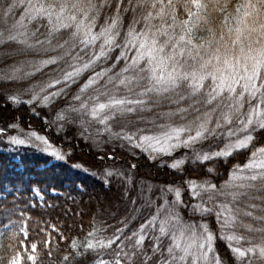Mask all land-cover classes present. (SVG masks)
I'll return each mask as SVG.
<instances>
[{
  "label": "snow or ice",
  "instance_id": "1",
  "mask_svg": "<svg viewBox=\"0 0 264 264\" xmlns=\"http://www.w3.org/2000/svg\"><path fill=\"white\" fill-rule=\"evenodd\" d=\"M16 3L25 5L24 16L16 22L19 28L15 34L10 32L7 36L9 41H17L25 47L31 49L33 44L29 43L27 25L33 21H44L47 29V40L51 45L56 35L63 32L70 33V39L63 44L56 43L52 49H59L63 55L51 56L41 61L43 67L49 65L67 64L71 71L61 68L59 78L53 79L43 88H56L57 91L50 92L43 96V101L51 102L55 97L64 94L65 89L86 70L93 68V65L101 58H107L113 49L123 48L127 51L135 50L132 57L127 55V51H122L115 61H128L127 66L114 76H109L110 69L94 71L88 80L83 84L81 93L93 89L98 93L96 96H88L84 100L80 95L74 100L80 101V108H73L72 111L88 112L99 123L105 124L112 119L126 118L128 114H135L137 118H142L144 112L153 111L161 104L175 105L176 111L170 115H177L184 119L188 114L195 118L180 127L164 126L160 136L149 137L125 135L124 138L130 143L137 139L136 147H141L142 142H149V147L167 144L168 147L153 148L154 151L168 152L180 147H193L198 142L208 139L210 135H215V129L223 127L224 124L233 125L239 123V131L244 133L243 138H237L225 146L224 150L212 154H197V159L207 161L213 156H228L232 150L249 148L254 140L253 132L257 129L264 131V0H243L237 5L233 12L228 11L229 0H137L139 8H145L146 14L140 20H134L133 25L127 30L126 35L117 41L120 36L119 25V4L123 0H118L117 14L110 23L104 25L99 32L93 34L92 29L96 27V19L100 7L109 3V0H16ZM14 5L10 4L8 11L11 12ZM177 8L186 13V18L179 19ZM195 9L196 11H193ZM127 9H125L126 11ZM215 11L221 14L224 19L221 25L217 26L218 31L210 27L207 14ZM195 21V22H194ZM136 24L141 27L137 29ZM16 25L13 26L14 30ZM201 25H204L203 29ZM207 31L209 38L195 42L200 38L196 33ZM36 32H31V37H36V44L43 46L44 41L37 37ZM24 39H20V37ZM4 33L0 32V42H3ZM103 38V39H102ZM98 46L99 51L93 53L92 59L87 63L77 66L76 63L68 64V60L80 61L82 57L74 50L80 49L83 45L87 48L95 41L101 40ZM47 51V49H44ZM39 71V69H37ZM15 79V77H11ZM105 81L107 83H105ZM116 88L122 95H113L101 89L108 86ZM99 86V87H97ZM38 93L32 96V100H37ZM103 98V100L101 99ZM13 102H19L16 97H10ZM32 101H28L31 103ZM187 104V107H181ZM212 113H215L213 119ZM58 119H63L58 116ZM223 122V123H222ZM215 123V128L208 125ZM194 132V135L192 134ZM182 134H184L182 136ZM37 140L47 143L44 137L32 133ZM120 135V134H117ZM228 135H236L231 128ZM14 144H24L23 139L11 138ZM175 140V143L171 141ZM264 147H259L251 151L249 162L233 174L232 182L226 185L231 190L212 191L209 200L217 196H224L230 200L221 204V210L228 215L222 218V229H230L236 224L238 227H248L242 222H238L239 216L252 217L264 223V216L253 217L252 209L257 208V204L245 201L257 199L264 204ZM57 158L62 159L59 152L52 153ZM183 161L172 164L173 168H178ZM244 169L251 170L248 175H239ZM108 175H111L109 173ZM195 190L198 186L194 181L189 182ZM202 188V186H200ZM215 185H209L204 191L215 190ZM34 195L38 200H43L39 189H34ZM194 195L199 196V191H194ZM258 194V195H257ZM177 198L180 191L176 190ZM177 202H180L179 199ZM238 205H243L249 211H244ZM199 209L195 206L194 211ZM209 211L211 209H199ZM264 211V209H261ZM218 217L221 216L217 212ZM178 220V217H176ZM155 223V218L142 225L139 232H133L131 237L124 234L123 228H117L113 236L106 244H101V248H110L114 259L112 264H222L219 256L214 252V241L219 238L213 234L206 226L201 225L199 231L194 226L181 228L179 238L186 236L188 243L178 242L175 228L167 229V221L161 223L159 232L161 236H169L168 246L160 241V237H155L156 243L150 245L153 255L147 254L148 249L144 247L147 233L146 227ZM7 228V224L0 225ZM249 231L264 232V228L252 229ZM21 232L27 237L28 233L21 228ZM187 234V235H186ZM91 235V233H89ZM138 237L134 240L133 238ZM227 241L239 243L236 235H226L223 237ZM152 239V238H149ZM125 240L128 241L125 244ZM114 246V247H113ZM195 246V251H193ZM234 253L236 259L243 260L247 254L258 252L259 257L264 258V246L255 245L241 250L240 247L228 245ZM72 247H77L76 242ZM87 249L96 247L94 244H86ZM36 244L31 245L35 251ZM128 249V250H125ZM159 253V255H157ZM165 253H167L165 255ZM212 254L209 256V254ZM27 259L34 260L35 257L28 256ZM68 258L65 257V260ZM8 264H20V256H14ZM103 264V261H101Z\"/></svg>",
  "mask_w": 264,
  "mask_h": 264
},
{
  "label": "trees",
  "instance_id": "2",
  "mask_svg": "<svg viewBox=\"0 0 264 264\" xmlns=\"http://www.w3.org/2000/svg\"><path fill=\"white\" fill-rule=\"evenodd\" d=\"M95 2L100 3V0ZM242 2L243 0H229L228 11L234 12L236 7L234 5ZM9 3V0H0V32L4 33L3 42H0V123L8 124L16 120L23 127L28 125L44 133L51 142L66 153L65 157L60 159L31 146L9 147L8 145L4 150H0V213L13 199L20 205L19 212L26 219L28 233L24 243L27 247L31 244L37 245L32 264H101V261L103 264H112L114 256L111 249L101 248L100 245L106 244L117 228H123L124 234L131 237L133 232L138 231L139 226L145 224L149 216L146 208L150 205L143 202L142 191H138L135 182V187L129 188L121 182L102 178L100 168L109 164L118 165L123 171H130L129 174H132L136 180L153 184L156 188L165 189V186L170 185L182 189L184 202L178 206L180 215L189 221L205 223L208 229L219 237L214 241V251L222 264H264V258L259 257L258 252L249 253L243 260H238L228 246L231 243L232 247H240L241 250L255 245L264 246V232L249 231V228H264V223L252 217L239 216L238 222L248 227H238L234 224L230 232L225 233L221 224L222 218L228 214L221 210V204L231 198L228 197L226 200L224 196H217L209 200L211 212L194 211L186 190V183L194 180L207 187L216 186L215 190L206 192L207 198L212 191H230L226 182L229 183L231 172L247 161L251 151L264 146V131L257 129L252 133L254 140L249 148L233 150L231 155L214 156L207 161L197 159V154L202 155L220 149L238 133L236 138L244 136V133L240 131L235 132L234 136H225L229 128L236 131L239 123L224 124L223 127L215 129V135H210L208 139L198 142L197 147L192 149L194 154L187 153L178 168L170 165L172 156L160 155L151 158L140 150L124 153L112 147L113 145L106 140L105 136H108L113 129L118 134L149 133L167 125L182 126L195 117L188 114L181 119L177 115H170L176 111L177 106L161 104L153 111L144 112L142 118H137L135 114H128L126 118L112 119L108 122L111 125L109 130H105L106 125L102 127L104 130H94L95 121H89L86 114L82 115L81 119L74 118L72 109L80 104V101L74 100L75 96L80 95L84 100L88 96L98 95L93 89L85 93L80 91L94 71L110 69L108 75L114 76L127 66L128 61L117 63L114 59L122 51H127L123 48L113 49L107 58H101L93 65V68L83 72L75 83H71L64 94L55 97L49 103L44 102L45 94L57 91L62 86L57 85L56 88L45 89L43 92L41 88L53 79L59 78L61 68L68 71L71 69L63 62L60 65L43 67L41 61L51 56L63 55L64 53L59 49L55 51L52 49L56 43L63 44L64 41L69 40L70 34L62 31L49 45L47 40L50 37L46 33L43 22L40 21L38 24L32 23L27 30L29 31L28 40L34 45L33 48L29 49L17 41H9L7 36L10 30L7 27L12 22V17L15 19V16L5 14ZM117 7L118 0H109L108 4L100 7L96 27L93 29L98 30L110 23L117 14ZM119 7L121 35L116 37L118 42L133 25V21L140 20L147 11L137 6V0H123ZM178 10L179 16L184 14L182 9L178 8ZM207 19L210 21L209 26L218 31L217 26L222 24L224 17L211 11L207 14ZM135 27L139 29L141 25L136 24ZM37 29H39L37 37L44 41L43 46L36 44V37L30 36V33L36 32ZM201 34L204 40L209 38L207 31ZM91 48V46L84 48L81 45L80 49L74 50V53L78 52L82 60H68V64L76 63L80 66L82 63H87L89 59L85 50L93 54L94 49L91 50ZM127 55L132 57L133 51H127ZM92 58H94L93 55ZM101 91L117 96L123 94L111 85ZM37 93L38 98L33 101L32 96ZM13 96L17 98L18 103L10 99ZM28 101L32 102L28 103ZM180 106L187 107V104ZM63 111H66L68 115L58 119V113ZM212 116L215 119L216 114L212 113ZM43 122L47 123V128L43 127ZM208 126L215 128V123ZM181 149L183 154L184 149ZM108 154H114L113 158H107ZM124 160L127 162L125 163ZM131 164L134 165L133 168L130 167ZM34 189L40 190L42 201L33 196ZM248 203L257 204V208L251 210L253 217L264 216V211H261L264 209V204H261L259 199L245 201V204ZM238 206L244 211H249L243 205ZM217 212L221 213L220 217L216 215ZM42 223L54 229H48L46 233H42L38 227ZM226 235H236L240 238L239 243L227 241L223 238ZM151 236H156V233L151 231ZM152 239L145 238V243L152 242ZM9 240L8 234L0 238V255L8 247ZM74 242L77 247H72ZM89 243L96 247L87 249L86 244ZM124 243L127 244L128 241L125 240ZM162 243L164 245L167 243L166 240L164 242V237ZM144 247L148 249L149 256L153 255L150 246L145 244ZM65 257L68 259L65 260ZM27 263L29 262H25Z\"/></svg>",
  "mask_w": 264,
  "mask_h": 264
},
{
  "label": "rangeland",
  "instance_id": "3",
  "mask_svg": "<svg viewBox=\"0 0 264 264\" xmlns=\"http://www.w3.org/2000/svg\"><path fill=\"white\" fill-rule=\"evenodd\" d=\"M9 1H10V3L8 4V7L10 4H12L14 6L12 7L11 12H9L8 8H7L5 14L6 15L10 14L11 17L13 15V16H15V19H13V17H12V22L10 24H8L9 27H7V29L10 30L9 33L12 32V34H15L16 30L24 31V29L19 28V26L16 25V22L18 20H20V18L22 16H24L25 5L16 3V0H9ZM180 2H183V0H180ZM237 5L238 4L236 3L234 6H237ZM193 11H196V10L193 9ZM183 13L184 14H180V16H181L180 17L179 16V10L177 8V14H178L180 20H183L186 18V13L184 11H183ZM42 22H43V24L46 23L44 21H42ZM32 23L38 24L39 22L33 21ZM32 23H28L27 19L24 20V24L27 25V30L29 29V27ZM14 25H16L15 30L13 28ZM201 28L203 29V25H201ZM100 29H98V30L92 29V33L95 34V33L99 32ZM28 32L29 31H27V33ZM201 33H203V31L196 33V35L200 39L195 41V42H201V40H204V38H203L204 36ZM205 33H206V31H205ZM38 36H44V35H38ZM20 38H24V37L22 36ZM102 39L95 41V43L93 45H89L88 47L91 46L92 47L91 50L94 49V53L98 52L99 51L98 46L102 43ZM93 46H95V48H93ZM85 51H86V54L88 55V59H91L92 54L89 53V50H85ZM134 54H135V50H133V55ZM94 96H96V95H94ZM79 108H80V104L78 106H76V109H79ZM84 114L87 115L89 121H91V120L95 121L94 126H93L94 130H104L102 127L105 124H101L98 122L97 119H94L90 114V109L88 112L74 111V118L81 119V116ZM65 115H68L66 113V111L58 113V116L64 117ZM108 122H107V130L111 129V127H110L111 125L108 124ZM26 126L27 127H23L16 120L11 122V123H8V124L0 123V150H4L5 148H7L8 145H9V147L31 146V147L38 148V150L43 151L46 154H49V155H51V157H54V158H57L55 155L52 154L54 151L59 152L62 155V157H65L66 153L63 152L58 145L51 142V140H49L44 133H41V132L35 130L34 128L28 127V125H26ZM43 127L47 128L46 122H43ZM177 127H180V126H177ZM231 129L233 130V128H231ZM164 130H166L164 127H159V128L154 129L152 132H149V133H142L141 132V133H134V134L128 133V134L117 135L118 133L114 132L115 129H113L110 132L108 131L109 132L108 136H105V137H106V140L113 145L112 147L118 148L119 150L123 151L124 153L125 152L134 153L136 150H140V151L144 152L145 154H147L151 158L157 157L160 155L172 156L173 159L170 161V165H172L173 163H176L178 161H181L187 153L194 154L192 149L196 148L197 144H195L191 148H189V147L175 148V149L171 150V152L169 154L167 151L166 152H159V151L153 150L154 147L158 148L161 146L164 147L165 149H167V147H168L167 144L155 145L153 143V147H149V142L145 141V142H142L141 147H136L135 145L137 143H141V141L134 139L130 143L127 139L124 138L125 135H134L135 137H140V136L157 137V136H160L161 132ZM237 131H239V128H237L235 132H237ZM32 133H36L37 136L44 137L45 140L47 141V143H44L40 140H37L36 137L32 135ZM227 133H228V130H227ZM227 133L225 132V136L228 135ZM192 134L194 135V132ZM183 135L184 134H182V136ZM237 135L233 139L231 137V139L229 140L228 143H226V145L229 144L230 142H234L237 139L236 138ZM12 137H15L17 139H23L25 141V143L24 144H14L11 140ZM239 138H243V137H239ZM171 143H175V140L171 141ZM226 145H224L220 149H216V150H212L210 152H207L206 154H212V153L224 150ZM260 147H264V146H260ZM181 148L184 149L183 154H182ZM257 148H259V147H257ZM256 149H254L253 151H255ZM113 155L114 154H108L107 158H109V159L113 158ZM250 158H251V155L249 156L247 161L239 167L243 168V166L249 162ZM257 158L258 159H264V157H260L259 153H257ZM124 161H125V163L127 162L126 160H124ZM130 167L133 168L134 165L131 164ZM237 168H238V166L235 167V170L233 172H231L230 178H229L230 179L229 184L232 182L233 174L237 172ZM123 169L126 170V168H123ZM250 171L251 170L244 169L243 172H239L237 174L248 175L250 173ZM129 172L130 171H128V170L123 171L120 166L115 165V164H109L106 167L100 168V175L102 178L121 182V183L129 186V188L130 187L133 188V187L137 186L136 188L138 189V191H142V194L144 196L143 202L145 204L150 205L148 208H146L147 212L149 213V216L146 219V221L144 222L145 224H143V225H146L148 221L153 220V218H155V223H153L150 227L145 228V230H146L145 232L147 233V235H146L147 239L150 237L151 238L153 237V236H151V231L153 233L154 232L156 233V236L153 237L152 242L148 241L147 243H145V244H147V246H150L152 243L157 242V241H155V237H160L159 242H162V239L164 237V242H165V240L167 242V243H165V246H168V244L170 243V237L169 236H161V234L159 232V227H160L161 223L164 221L168 222L166 225L167 229L171 230V229L175 228V234L178 236V238H179V231L181 228H187V226H194V227H196V230L199 231L198 226H201V225L206 226V224L203 222L189 221V220L184 219L180 215L179 210H178V206H180L182 204V202H184V200L182 198V189H180L179 187L170 186V185L165 186V189H159V188H156V186L153 184H148L146 182H140V181L136 180L132 174H129ZM109 173H111V175H108ZM191 181H194V180H191ZM134 182H135V186H134ZM189 182L190 181H188L186 183V190H187V194L189 195V203H192L193 204L192 206H194V208H195V206L198 205L199 209H210V206L208 204L209 199L207 198V194H206L207 191L203 190V189L208 188L207 185H203V184L198 183L197 181H194L196 183V185L198 186L194 190L192 185ZM200 186H202V188ZM176 190L180 191V197L179 198H177V196H176ZM194 191H199L200 195L199 196L194 195L193 194ZM32 194H33V196H35L34 191H32ZM178 199L180 202H177ZM14 201L15 200L13 199L11 202H8L9 205L5 206L3 211L0 213V225H2V224L8 225L7 228L0 226V238H2L5 234H8V238L10 239L7 243L8 247L5 248L3 250L4 252L0 255V257H1L0 258V264H8V262L17 254H19V256H20V264H25V262H29L27 264H32L34 260H29V259H27V257L28 256L35 257V251H33L31 249L32 244L30 245V247H27L25 245L24 239L26 237L21 232V228H23L27 232L26 219H25L24 215L21 216V213L19 212V210L21 209L20 205ZM39 201H41V200H39ZM199 209H197V211H201ZM149 210H150V212H149ZM189 210H191V208ZM176 217H178V220L176 219ZM1 221H4V222L1 223ZM38 227L40 228L42 233H46L48 231V229H54V227L48 226V225L43 224V223L39 224ZM140 229H141V227L139 226V229L137 232H139ZM148 229H150V230L147 231ZM223 230L225 233L230 232V229H227V230L223 229ZM220 233H223V232H220ZM136 238H138V237L133 238V242ZM178 242L188 243L189 241L187 240V238L185 236L183 238H179ZM125 250H128V249H125ZM193 251H195V246H193ZM5 255L7 256V258ZM211 255L212 254L210 253L209 256H211ZM200 264H204V262H200Z\"/></svg>",
  "mask_w": 264,
  "mask_h": 264
}]
</instances>
